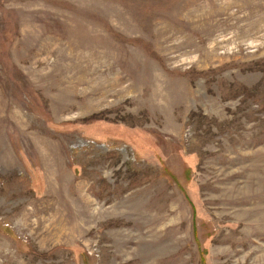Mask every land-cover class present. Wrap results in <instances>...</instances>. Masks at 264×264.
Masks as SVG:
<instances>
[{"label": "rangeland", "instance_id": "374dc122", "mask_svg": "<svg viewBox=\"0 0 264 264\" xmlns=\"http://www.w3.org/2000/svg\"><path fill=\"white\" fill-rule=\"evenodd\" d=\"M0 264H264V0H0Z\"/></svg>", "mask_w": 264, "mask_h": 264}, {"label": "bare ground", "instance_id": "6f19581e", "mask_svg": "<svg viewBox=\"0 0 264 264\" xmlns=\"http://www.w3.org/2000/svg\"><path fill=\"white\" fill-rule=\"evenodd\" d=\"M204 3V2H203ZM189 4H187V6H188ZM190 6V5H189ZM187 8V7H186ZM198 8V7H197ZM256 201V200H255ZM243 202V201H242Z\"/></svg>", "mask_w": 264, "mask_h": 264}]
</instances>
